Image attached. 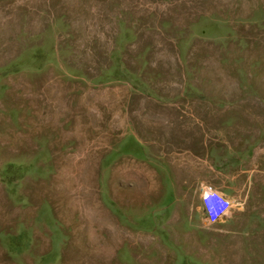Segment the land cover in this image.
I'll use <instances>...</instances> for the list:
<instances>
[{"label": "rangeland", "instance_id": "374dc122", "mask_svg": "<svg viewBox=\"0 0 264 264\" xmlns=\"http://www.w3.org/2000/svg\"><path fill=\"white\" fill-rule=\"evenodd\" d=\"M173 115L231 166L213 212L112 167ZM0 264H264V0H0Z\"/></svg>", "mask_w": 264, "mask_h": 264}, {"label": "crops", "instance_id": "0c3cea01", "mask_svg": "<svg viewBox=\"0 0 264 264\" xmlns=\"http://www.w3.org/2000/svg\"><path fill=\"white\" fill-rule=\"evenodd\" d=\"M168 105L172 104L163 103L162 106ZM153 122L152 134L137 133L133 137L134 145L129 143L128 151L113 157V168L116 162L123 165L125 159L129 165L132 162L137 165L143 162L146 169L149 166L151 172L161 173L159 179L166 181L169 190L175 189L169 192L174 195L183 194L181 190L190 181L204 198L231 189L224 184L226 174L228 178L231 177L229 173L232 170L231 166L228 168V165H224L222 152H219V157L211 158V148H218V145H211V139H193L191 130L185 131L183 115L167 116ZM114 174L113 171V180Z\"/></svg>", "mask_w": 264, "mask_h": 264}, {"label": "built area", "instance_id": "2783aa9c", "mask_svg": "<svg viewBox=\"0 0 264 264\" xmlns=\"http://www.w3.org/2000/svg\"><path fill=\"white\" fill-rule=\"evenodd\" d=\"M205 203H206V209L210 212H213L215 210H217L218 208V203L216 201L215 196H207L205 197ZM225 206L226 207H230L231 206V201L230 200H226L225 201Z\"/></svg>", "mask_w": 264, "mask_h": 264}, {"label": "bare ground", "instance_id": "6f19581e", "mask_svg": "<svg viewBox=\"0 0 264 264\" xmlns=\"http://www.w3.org/2000/svg\"><path fill=\"white\" fill-rule=\"evenodd\" d=\"M254 53H255V52H253V55H254ZM249 55H251V54L249 53ZM249 55H248V56H249ZM249 57H250V56H249ZM250 59H251V58H250Z\"/></svg>", "mask_w": 264, "mask_h": 264}]
</instances>
